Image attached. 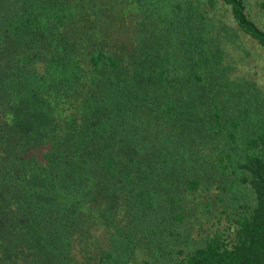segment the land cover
<instances>
[{
  "label": "trees",
  "instance_id": "16d2710c",
  "mask_svg": "<svg viewBox=\"0 0 264 264\" xmlns=\"http://www.w3.org/2000/svg\"><path fill=\"white\" fill-rule=\"evenodd\" d=\"M189 3L177 9L178 55L172 34L150 31L125 56L91 30L76 35L63 0H0V264H75V232L100 219L124 233L129 258L120 213L135 210L134 226L150 222L163 195L182 223V196L207 175L223 190L250 186L255 201L224 210L177 264H264V77L234 54L245 38L264 49V29L244 0H209L212 13L198 15ZM215 12L227 27L217 43L195 24ZM229 93L245 99L243 113H225ZM251 97L260 102L255 120ZM181 158L187 174L172 167ZM91 235L90 245L99 240Z\"/></svg>",
  "mask_w": 264,
  "mask_h": 264
},
{
  "label": "rangeland",
  "instance_id": "374dc122",
  "mask_svg": "<svg viewBox=\"0 0 264 264\" xmlns=\"http://www.w3.org/2000/svg\"><path fill=\"white\" fill-rule=\"evenodd\" d=\"M63 2L67 8L72 9L74 19L69 26L76 35L79 31L91 30V35L103 39L106 43L107 52L121 53L125 56L137 49L150 31L160 37L172 34L171 51L175 56L178 55L180 40L177 35V24L178 21L185 20L177 10L178 5L185 7L189 3L195 9L196 15L202 13L203 9L210 8L209 0H63ZM244 2L251 19L264 29V0H244ZM38 8V12L43 15L50 11L47 5L39 4ZM210 13H212L211 8ZM214 15L216 21L210 20V16L207 15L206 19H203L204 22L195 16V24L199 22L209 28V33L205 34L206 38L217 43V37L219 34L223 35V31L221 33L220 31L226 25L221 23L222 18L217 12ZM172 21L175 23L173 26ZM213 24L215 28H212ZM224 28L227 30V27ZM232 30L233 28H230V31ZM245 40L234 54L243 55V61L246 59L261 68L264 77V49L252 39L245 38ZM236 42H238L237 38L233 43L237 45ZM262 88L264 89V80ZM252 89L253 87L249 86L246 92L250 94ZM244 100L238 93L227 94L223 101L226 105L225 113L227 115L243 113ZM259 103L251 97L249 105L254 120L257 119L254 114ZM261 108L264 110V102ZM186 148L187 145L183 150L186 151ZM190 165L191 163L185 158H181L175 159L172 167H176L177 174L183 172L187 174ZM219 181V178L207 175L198 191L188 192L182 196L180 209L186 214L182 223L172 218L169 211L171 204L163 195L159 207L152 211L153 218L150 222L134 226L130 215L135 214V210L130 211L128 208L126 213L124 212L125 216L120 213L116 221L130 225L127 231L133 238L132 248H135V251L129 258L124 256L126 254L124 233L116 231L109 223L105 224L104 219H100L101 225L92 227L87 224L88 229L77 230L73 238V248H69L68 253L75 259V264H146V262L177 264L182 257L204 244V237L214 228L215 218L223 216L224 210L234 214L237 209H245L246 202L254 203L255 194L250 186L238 185L234 190H223L219 188V185L223 184ZM232 191L239 199L234 197ZM163 193L164 191L159 192V194ZM223 223H226V220H223ZM91 233L99 237V240L92 245H90L93 238ZM106 250L114 253L113 260L104 256Z\"/></svg>",
  "mask_w": 264,
  "mask_h": 264
}]
</instances>
